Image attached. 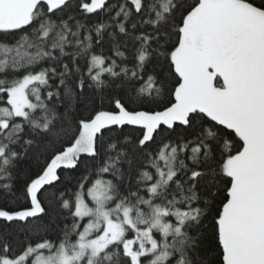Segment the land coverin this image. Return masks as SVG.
Masks as SVG:
<instances>
[{"label": "snow or ice", "instance_id": "obj_1", "mask_svg": "<svg viewBox=\"0 0 264 264\" xmlns=\"http://www.w3.org/2000/svg\"><path fill=\"white\" fill-rule=\"evenodd\" d=\"M0 264H264V0H0Z\"/></svg>", "mask_w": 264, "mask_h": 264}]
</instances>
